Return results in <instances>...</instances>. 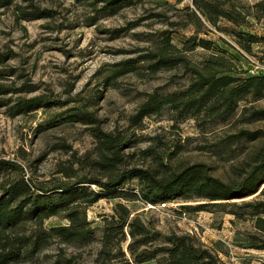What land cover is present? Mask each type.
<instances>
[{"label": "rangeland", "instance_id": "rangeland-1", "mask_svg": "<svg viewBox=\"0 0 264 264\" xmlns=\"http://www.w3.org/2000/svg\"><path fill=\"white\" fill-rule=\"evenodd\" d=\"M240 1L252 11L250 6L257 0ZM35 2L51 9L53 16L17 18L13 7L0 14V51L12 55L0 63V82L12 89L0 96L7 103L0 106V157L18 160L27 175L51 184L63 177V173L57 172L59 165L68 164L74 158L72 155L81 157L93 151L92 128L99 125L105 131L129 137L130 145L124 150L129 166L154 168L164 163L180 168L200 162L207 165L210 174L226 182L239 181L250 168L258 151L264 148V119L248 120L251 110L244 114L242 110L244 106L264 108V98L242 101L227 120L204 125L195 118L177 122L169 108L144 118L138 125L131 121L147 93L179 91L187 86L189 76L182 67L156 73L147 69L150 61L145 55L159 45L162 30L172 31V43L177 47L193 34L234 42L230 34L215 28L207 33L201 20L184 9L186 5L193 7L192 0H143L114 14L92 11L77 0ZM248 21L249 25L239 26L222 20L219 26L226 31L264 34V18L249 16ZM216 45L212 51L238 57L227 45ZM210 52L197 47L188 54L192 61L199 62ZM247 54L246 59L238 61L241 69L249 70L250 59L264 64V42L253 43L251 53ZM137 59L140 61L136 63ZM127 60L136 63L135 68L117 76ZM30 86L34 90L28 91ZM33 96H41L48 103L32 111L11 114V107L19 98ZM75 109L88 111L96 122L72 120L69 115ZM241 130L260 131L263 135L251 141L235 138ZM149 146L152 154L148 156L143 151ZM125 188L137 190V180ZM206 201L190 194L188 198L152 204L106 194L88 207L87 217L99 238L102 218L111 215L121 202L163 232L189 233L205 245L223 251L219 252L220 258L228 264H264V250L248 247L250 233L264 238V217L239 219L218 206L211 207V211L192 210L191 207ZM63 223L58 218L46 221L47 226ZM97 247L96 240L89 244L53 240L35 262L19 264H53L61 251L72 255L79 264H89Z\"/></svg>", "mask_w": 264, "mask_h": 264}, {"label": "trees", "instance_id": "trees-1", "mask_svg": "<svg viewBox=\"0 0 264 264\" xmlns=\"http://www.w3.org/2000/svg\"><path fill=\"white\" fill-rule=\"evenodd\" d=\"M77 1L92 11L114 14L123 7L143 0ZM192 2V8L186 5L184 9L190 10L196 19L201 20L207 33L215 28L230 34L234 42L223 37H218V40L233 49L238 57L234 59L225 52L212 51L220 42L199 38L195 34L177 47L172 43V31L162 30L159 45L145 55V59L150 61L147 69L149 73H156L182 67L189 76L188 83L185 89L179 91L147 93L136 113L131 116L135 125L165 108L174 112L173 120L177 122L187 118L199 119L202 125L216 120L225 121L236 113L240 102L264 98V73L250 74L248 69H241L238 63L245 58V54L251 53L253 43L264 42V34L258 36L250 32L226 31L219 26L222 20L247 26L249 16L264 18V0L254 2L250 6L252 11L240 0ZM99 4L101 6L98 8ZM11 7L17 18L53 16L51 9L40 7L35 0H0V14ZM197 47L211 52L199 62H194L188 52ZM11 56V53L0 51V63ZM131 61L121 64L117 76L133 70L140 59L135 60L136 63ZM27 90L34 88L30 86ZM11 91L0 82V96ZM42 98H19L11 107V114L44 106L48 101ZM5 104L4 100H0V106ZM250 110L251 118L248 120L264 119V108L244 106L242 113ZM69 116L74 121L96 122L91 113L81 109H75ZM91 134L95 139L92 151L95 155H91V151L81 157L72 155L74 158L68 164H61L57 169V172L63 173V177L51 184L36 181L27 175L18 160L0 157V264L35 262L53 240L66 244H89L96 240L98 247L89 264H228L220 258L219 252L223 251L205 245L189 233L175 230L163 232L133 214L121 202L115 205L111 215L102 218V234L96 238L87 209L106 194L141 199L152 204L197 194L207 201L191 207L192 210L211 211V207L218 206L239 219L264 217V148L258 151L254 162L239 181L226 182L210 174L207 165L200 162L180 168H172L164 163L154 168L129 166L124 155L125 148L130 145L126 134L105 131L99 125L92 128ZM262 135L260 131L241 130L234 136L251 141ZM151 152V146L143 151L148 156ZM82 169L86 172L80 173ZM133 180H137V190L126 189L125 185ZM92 184L95 188L91 187ZM227 205L231 209L227 210ZM51 218L64 220L65 223L47 226L46 221ZM248 247L264 250V238L250 233ZM53 264L79 263L72 255L61 251Z\"/></svg>", "mask_w": 264, "mask_h": 264}, {"label": "built area", "instance_id": "built-area-1", "mask_svg": "<svg viewBox=\"0 0 264 264\" xmlns=\"http://www.w3.org/2000/svg\"><path fill=\"white\" fill-rule=\"evenodd\" d=\"M250 60H251V62L249 63L250 64V68H249L250 71L248 70V72L250 74H257L259 72H263L264 71V64H260L257 61H254L252 59H250Z\"/></svg>", "mask_w": 264, "mask_h": 264}]
</instances>
